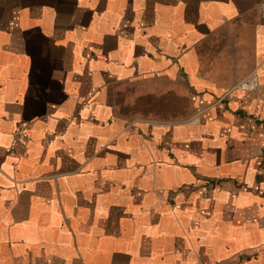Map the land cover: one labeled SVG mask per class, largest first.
Masks as SVG:
<instances>
[{
    "label": "crops",
    "instance_id": "obj_1",
    "mask_svg": "<svg viewBox=\"0 0 264 264\" xmlns=\"http://www.w3.org/2000/svg\"><path fill=\"white\" fill-rule=\"evenodd\" d=\"M0 264H264V0H0Z\"/></svg>",
    "mask_w": 264,
    "mask_h": 264
},
{
    "label": "built area",
    "instance_id": "obj_2",
    "mask_svg": "<svg viewBox=\"0 0 264 264\" xmlns=\"http://www.w3.org/2000/svg\"><path fill=\"white\" fill-rule=\"evenodd\" d=\"M27 136H28V131L26 125L22 122L17 123L13 130V138L11 145L6 150L11 151L16 146V144L26 139ZM49 137L50 136L48 135L47 138Z\"/></svg>",
    "mask_w": 264,
    "mask_h": 264
}]
</instances>
